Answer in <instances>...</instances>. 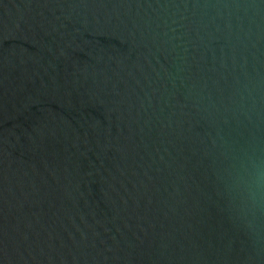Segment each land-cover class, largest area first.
Instances as JSON below:
<instances>
[{
    "label": "water",
    "instance_id": "water-1",
    "mask_svg": "<svg viewBox=\"0 0 264 264\" xmlns=\"http://www.w3.org/2000/svg\"><path fill=\"white\" fill-rule=\"evenodd\" d=\"M252 137L264 0H0V264H264L221 183Z\"/></svg>",
    "mask_w": 264,
    "mask_h": 264
},
{
    "label": "clouds",
    "instance_id": "clouds-1",
    "mask_svg": "<svg viewBox=\"0 0 264 264\" xmlns=\"http://www.w3.org/2000/svg\"><path fill=\"white\" fill-rule=\"evenodd\" d=\"M221 183L234 219L254 244L264 243V142L252 137L226 149Z\"/></svg>",
    "mask_w": 264,
    "mask_h": 264
}]
</instances>
